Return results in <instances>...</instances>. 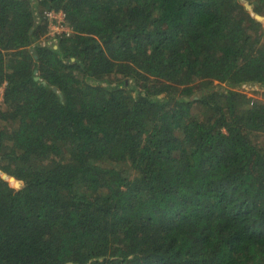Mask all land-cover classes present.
<instances>
[{"label":"trees","instance_id":"obj_1","mask_svg":"<svg viewBox=\"0 0 264 264\" xmlns=\"http://www.w3.org/2000/svg\"><path fill=\"white\" fill-rule=\"evenodd\" d=\"M246 1L0 0V264H264Z\"/></svg>","mask_w":264,"mask_h":264},{"label":"built area","instance_id":"obj_2","mask_svg":"<svg viewBox=\"0 0 264 264\" xmlns=\"http://www.w3.org/2000/svg\"><path fill=\"white\" fill-rule=\"evenodd\" d=\"M43 14L50 20L49 36L57 38L58 34L69 35L72 33L73 30L66 22V13L64 11L47 9ZM0 90H3L1 100L4 94V86H0Z\"/></svg>","mask_w":264,"mask_h":264},{"label":"rangeland","instance_id":"obj_3","mask_svg":"<svg viewBox=\"0 0 264 264\" xmlns=\"http://www.w3.org/2000/svg\"><path fill=\"white\" fill-rule=\"evenodd\" d=\"M242 2L246 5V3H248L246 0H242ZM251 8H253V6H251ZM214 85L216 86V88L218 87V88H225V87H227L226 85H224V84H221L220 85V83L219 82H215L214 83ZM2 93H3V90H0V98H1V95H2ZM252 94V93H251ZM251 94H249V96H252ZM254 94V93H253ZM254 95H257V94H254ZM253 95V96H254ZM257 96H259V95H257Z\"/></svg>","mask_w":264,"mask_h":264},{"label":"crops","instance_id":"obj_4","mask_svg":"<svg viewBox=\"0 0 264 264\" xmlns=\"http://www.w3.org/2000/svg\"><path fill=\"white\" fill-rule=\"evenodd\" d=\"M66 22H67V19H66ZM56 41H57L56 37H50V39H49V43H54Z\"/></svg>","mask_w":264,"mask_h":264},{"label":"water","instance_id":"obj_5","mask_svg":"<svg viewBox=\"0 0 264 264\" xmlns=\"http://www.w3.org/2000/svg\"><path fill=\"white\" fill-rule=\"evenodd\" d=\"M246 7H247L248 9H251V5H250L249 3H246ZM54 90H56V88H54Z\"/></svg>","mask_w":264,"mask_h":264}]
</instances>
